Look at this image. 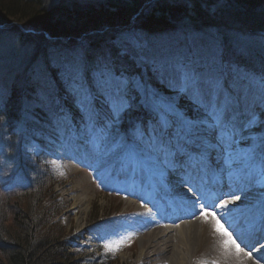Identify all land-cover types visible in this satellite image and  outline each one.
<instances>
[{
    "label": "rangeland",
    "instance_id": "374dc122",
    "mask_svg": "<svg viewBox=\"0 0 264 264\" xmlns=\"http://www.w3.org/2000/svg\"><path fill=\"white\" fill-rule=\"evenodd\" d=\"M76 1H78L76 2L78 6L66 5L65 0H0V65L8 64V61L11 60L9 64L12 65L9 66L12 69L14 78L18 77L21 81L24 80L22 83L15 81L16 90L19 93L28 91L30 95L36 96L38 98L36 109L40 111L45 106L44 99H39V94L34 93L36 88L33 86L44 83L43 88L49 90V78L55 75L66 80L63 81L66 96L68 89L73 86H77L79 91H87L86 101L79 103L83 107L82 109H78L73 104L74 109L78 111L75 116L81 118L75 122L76 136L73 138L72 134H70L71 136L67 135L66 139L69 141L66 140L63 144L71 143L70 141L73 139L76 142L83 141L79 135L86 128L88 135L95 137L97 140L92 149L96 157H93V154L83 153L82 147H78L79 150L71 148L70 153L73 155L66 154L64 149L62 150L60 142H58L59 144L52 143L49 140L51 134L44 132L49 129V126L46 127L45 116L42 119H33V116H35L33 112L30 119L27 110H25L23 121L16 124L14 120L15 122L11 126L12 128L16 126L15 131L17 134L14 132L11 135L3 136L4 128H1L2 140L13 141L17 144L16 137L21 135L23 146L30 154L24 168L34 169L33 174L36 176L37 181L40 182L42 178L52 176L53 172L54 179L49 181V187L53 189L51 199L54 198L60 203V213L54 221H60L59 225L66 231L64 239L71 237L73 245L68 248L67 252L71 254L70 259L74 264H90L93 260H96L95 263L109 260L110 264H169L168 262L174 257V248L172 247L181 248L178 239L173 240L171 243L161 239L152 240L149 244L145 243V249H142L139 240L133 242L136 238L133 234L134 230L122 228L119 231L118 227L112 229L107 226L102 232L101 227L94 226L96 223H93V221L98 212L107 213L110 210L113 213L112 216L117 217L122 212L133 210L135 207L125 201L129 198L128 193L133 190L132 185L127 184L126 180L123 179L122 181L124 193L120 192L113 198L101 193L91 182L97 181V174L100 170L107 168L105 171H109L107 166L101 165L106 156L110 164L112 163L111 168H114L120 158L125 159L129 154L132 156L135 153L133 147L140 145V147L146 149L145 146L138 144L136 141H123L121 136L124 133L119 131L120 128L127 131L131 122L135 120L134 116L138 118L139 123L143 121L144 118L141 117L140 110L134 113L131 121L126 122L129 119L125 115L131 113L135 107L139 109L135 101L137 98L140 100L141 96H144L147 99L146 101L157 104L160 107L158 112L160 111L164 116L163 118H165L166 112L162 105L168 103L174 110H177V105L186 108L185 102L180 99L181 96H193L192 92L195 91V88L200 89L199 85L205 83L203 81L219 84L217 89L223 91V93L227 92L225 94L230 97L228 103L227 101L223 103L225 114L227 115V107L232 109V115L233 110H237V107L238 109L242 107L250 108L249 110L252 112L248 111L246 113L247 117H257L256 119H258H252L256 123L250 127V130L264 129L263 79L253 72H245L246 68L238 66L243 65V62L256 64V62H252L255 59L258 61L257 64H262V70H264V33L254 34L247 31L246 33L234 29L242 25L239 22H242L244 17L249 21L250 18L264 20V1L256 0L254 7L244 9L245 12H249L247 16H245L246 13L243 10L238 13V16H231L233 8L230 4H227L228 7L226 8L224 5L223 10L218 8L220 4H226V0H220V2L213 4L212 8L206 7L205 9L202 8V3L197 0L201 4V8H199V12L195 10L194 13L208 12L209 16L211 15V21L210 19L205 21L203 17H194L189 14L188 3L185 0ZM231 1L237 6L236 0ZM174 2H180L183 5L172 6ZM244 2H242V5H244ZM92 3H96L90 5L94 8L92 11L97 15V18L94 19L97 21L95 23L94 20H88V15H84L79 11L88 8L86 6ZM36 4L38 6H34ZM123 4L131 13L130 16L124 18V21H130L129 25H117L115 22L121 20H106L99 12L103 10L112 16H117V12L110 7L115 5L118 8ZM176 4L174 3V5ZM12 6H14V9L11 10L10 7ZM97 6L99 7L97 8ZM161 7L164 9L161 10V13H164L161 17L165 21L163 28L165 31L167 30L166 32L153 33L146 30L141 32L132 28L133 23L137 21L140 23L139 26L146 24L148 21L145 19L157 15V11ZM174 9L176 10L174 11ZM235 10L237 11V9ZM214 15L219 20L213 25L220 26L218 28H212L214 26H211ZM228 27H233L232 31H229ZM224 28L229 32L224 33ZM213 51L217 53V60H221L222 56L228 59L229 70L227 65L218 64L217 61H213L212 67L198 65L200 61H208L207 58L213 60L209 55ZM124 56L127 58L126 64L123 62L118 63L120 60L116 59L124 60ZM35 64H39L36 69ZM133 64L139 69L135 68L138 70L136 74H131L132 72L128 69L134 67ZM231 65L233 66L230 67ZM141 67L144 68L145 72L138 76ZM244 67L247 66L244 65ZM92 69L98 71L94 76H92ZM221 69L228 71L223 75ZM114 71L119 73L117 74L119 76ZM205 74H210L211 78ZM3 75L2 81L8 84V76L4 73ZM202 75H205L204 78H201L203 80H198ZM91 79L95 81L93 84ZM9 88L11 89L10 86ZM7 90L5 88L4 93ZM91 90L93 92L90 93ZM132 90L135 91L132 92ZM117 94L121 95L120 100L113 101ZM125 99L127 100L126 105L124 104ZM239 99L243 101L242 105H239ZM141 100H143L142 97ZM191 100L195 102L194 99ZM231 103H233V107L230 106ZM108 106L110 110L107 108ZM219 106L217 105L216 108L218 109ZM33 107L34 104L30 111L33 110ZM16 112L19 114L21 110L16 109ZM91 112L97 113L98 117L91 120ZM184 113L186 114V111ZM55 114L61 119L59 113L55 112ZM217 114L223 115V112L218 111ZM174 116L175 114L171 117ZM202 117L211 121L212 124L213 117L211 115L204 114ZM6 120L9 121V117ZM71 120H73L72 117L70 122ZM224 120L222 123L226 124L228 120ZM39 121L43 123L40 124ZM27 122H29L32 133L22 134ZM122 122H126V125H121ZM47 123L49 125V122ZM38 125L45 128L44 131L36 129ZM155 126H158L159 129V125L155 124ZM68 127H70L69 122ZM11 138L14 140H11ZM31 138H33V142H31ZM143 139L145 142L148 140L147 137ZM150 139L153 141L150 142L151 145L154 146L157 141L153 140L152 137ZM174 139L175 143L183 146V141L179 136ZM87 141H91V138ZM43 142L46 143L42 144ZM105 142L106 146H104ZM253 142L258 143V141ZM3 144L4 146L8 145L6 142H3ZM101 148H103V151H101ZM258 152V154L264 155V138ZM100 153H105L106 156L99 158ZM1 154L9 157L14 153L5 149ZM71 157L75 158L76 169L68 165V160ZM79 158L83 162H79ZM34 159L44 161L46 166L51 169L46 167L42 170L41 165L38 166L36 162V164L32 163ZM126 161L129 163V160ZM45 163H42V165ZM92 165L95 172L84 174L90 173ZM3 166L4 163L0 161V170ZM110 175L112 173L107 174V178H104L105 182L109 183ZM114 179L116 178L114 177ZM118 181L115 184L117 188H119ZM15 182L20 184L17 178ZM13 188L16 189L17 184ZM257 188H254V192L258 190ZM245 193L247 191L243 194ZM42 194L45 195L43 199L48 196V193ZM86 194L90 196V200L85 197ZM38 196L28 195V198L22 204L24 206L32 205V203L38 201ZM33 208L32 219L37 221L42 218L41 216L47 207L41 205L39 209L37 205L35 207L33 205ZM142 208H144V205H142ZM200 216L202 214L198 213L193 221L198 220ZM11 223L12 218H9L6 224L10 226ZM212 228L214 229L213 226ZM212 228L204 224L207 236L213 238H210L208 242L209 249L203 248L193 256V258H196L193 264H202L197 260L205 258L209 252H212V255L209 256L211 258L210 264H253L249 258L244 256L243 252L237 255L231 247L225 248L223 238L215 230L214 234H210ZM152 230V233H156L161 229ZM101 232L103 250H97L96 247L100 246V243L95 238L100 236ZM30 238L31 241L33 240L31 243H34V245H38V247L41 245L36 236ZM89 244L92 246H89ZM105 245H109V247H105ZM94 252L96 254L91 258L90 255ZM51 253L44 256L45 261L42 264H57ZM108 253L111 256H107ZM49 255L52 256L51 261L48 260Z\"/></svg>",
    "mask_w": 264,
    "mask_h": 264
},
{
    "label": "bare ground",
    "instance_id": "6f19581e",
    "mask_svg": "<svg viewBox=\"0 0 264 264\" xmlns=\"http://www.w3.org/2000/svg\"><path fill=\"white\" fill-rule=\"evenodd\" d=\"M128 23H130V21L126 22L125 24H128ZM133 24L134 25L132 28L137 29L138 31L144 32V30L142 29V26L138 25L140 24L138 21ZM10 62L11 60L8 61V64L0 65V129L1 128L7 129L11 124L12 125L14 124L15 121L12 119L9 121L5 119L2 120V116L5 115L8 118V113L12 110H16V109L21 110V111L27 110L28 115L30 116V119L32 118L33 112L36 115V117L42 114L41 111L51 116L52 115L57 116L55 114V112H57L59 113L61 117L59 122H57L53 117L45 116V119L51 122L50 126H53L55 128H59L60 125H61V128L63 126H66L68 129H62L63 132H60V135L62 134L63 137H65L66 135H70V134L75 135L76 134L75 133L76 132L75 122L79 121L81 118L75 116V113L78 111L74 109L73 104L76 105L78 109H82L83 107L79 104L81 103L79 100H75L71 97H67L66 95L64 96V98H61V96L65 92V85L63 84V81L65 82L66 80H63L59 76L55 75L54 77L49 78V82H50L49 90H46L45 88H43L44 83L35 84L33 86L34 88H36L34 93H38L39 99L43 98L44 99L43 103L46 104L45 106H43V108L40 111L36 109L37 107L36 103H38V98L36 96L30 95L28 91L19 93L16 90V85H14L15 81L22 83V81L24 80L21 81L18 77L14 78V74L12 73V69L10 68V66L12 65V64H9ZM123 63L126 64V61H124ZM38 66L39 64L37 65L35 64V69L38 68ZM92 71L94 73L96 70L92 69ZM3 73L8 76V79H7L8 84L5 81H2V78H4ZM200 79L201 77L198 80ZM207 81H209V79H207ZM203 82L205 83H201L199 85V88L201 89V91L204 88H209V89H205L206 91L205 94H207L211 99H214L215 102L217 103L212 108V111L215 116V121H217L218 111L223 112L222 116H225L226 118H231L232 116L237 117L233 121L235 126L231 125L232 126L231 132L228 136H223L222 133H226L229 131L228 128H230L229 127V123L231 122L230 119H228L227 121V125H228L227 127L223 126V124L215 123L213 124V126L215 125V127L212 128L211 130L210 129L208 130L207 122H203L202 120L198 121L196 120V118L195 120L198 123L196 124L195 127L183 121L184 118H183L181 111H186V114L190 116L194 115V113H196L198 110L204 114V112L208 110L209 103L212 105V103L210 102V99H208L206 95H202V93L199 94V95H202L200 97H195L191 95L190 97L188 96L180 97V99H182L185 102L187 109L184 108V106L182 105H179L178 106L179 108L176 107L177 114L175 115V118H177V120L180 122L183 121L182 123L183 132L182 133H183V137L186 138L185 142L183 141V146H181V144H177L174 142L175 140L174 138L178 136L175 130L173 128L166 129V126H164V125H167L166 121H168L169 117L173 116V114L176 113V111L172 109V107L167 103L165 105H162L166 108L165 114L167 115L166 121L165 120L162 121L160 117V113L158 112L160 107L157 104H155L152 101L147 104H144L145 102H141L137 98L135 102L137 103L136 106H138L139 109H136L137 107H135L133 108L131 113H126L125 115L129 119L126 122L131 121L132 120L131 118L132 116H134V113H137L139 110L142 113L141 117L144 118L143 121L139 123L138 118L134 116L135 120L131 122L127 131L122 128L119 129L120 133H124L121 136L123 141H128V142L136 141L138 144L140 143V144H143V146H147V143H145V140L142 138L145 135H150L153 138V140L157 141L156 145L147 147L148 148L147 151L143 150L142 146L140 147V145H137L138 147H133V151L136 154L134 153L132 156L129 154V156L127 157L128 160H131L133 163L135 162V165H133L132 168H130V166L125 167V165L122 164V165H118V167L115 169L116 171H118L116 173L119 178H123L124 180H126L127 184L132 185V188L134 189V193L133 194L129 193V195L136 199L135 203H140L141 205L148 204L152 210L158 212V218L160 219L161 223L165 222L166 220V211L165 213H163L164 208L162 209L161 206L166 207L169 198L174 201L175 203L174 205L179 206V207L182 206L183 204H188V203L190 204L188 200L184 201V199H186L189 196V192H185V191L178 192L183 186L182 183L179 184L180 182H182L181 180L179 181L177 179H171V180L168 179L167 181L169 182L166 183V176H167L166 172L168 170V169L166 170V165L167 164L170 165V161L166 160V158H168L167 154H169L170 157H172L173 154H175V158H177L180 154L182 156L186 155L188 152L187 149L190 148L186 145L190 144L191 146L193 144L195 146V150L199 152V156L205 157L206 163L210 162L209 160H211V162L213 163L215 162L217 165L213 167V170H216L219 174L223 175L226 173V172L224 173V169L229 168L230 166L234 164L233 162L240 159L241 156L242 157L245 156L246 154H248L247 152H250L251 150L255 151L256 148L259 145H261L260 143H258L256 144L255 147H252V145L250 144L255 143L253 142L254 141L253 139H259V140L261 139L260 142L263 143L264 132L261 129H258L256 131L255 130L247 131L249 127L254 126V124L256 123L254 120H252L251 117L250 118L247 117L246 113H248V110L247 109L233 110V115H232L231 114L232 109L227 107V115H226L225 110H223V103L226 101L228 103V101L230 100V97H228L225 93L220 92V91L219 93L214 92V91H217V86L219 84L210 83L206 81H203ZM8 85L11 87L12 90L9 88ZM5 88H7L8 90L5 91L4 93ZM72 88L74 89V91L79 92V89L77 86H73ZM134 91L135 90H132V92ZM191 99H195L196 101L193 102ZM212 102L214 103V101ZM192 103H197L198 105H201V107L197 109L195 106H192ZM242 103L243 101H239V105H242ZM33 104H34V107L32 108L33 110L30 111V108L33 106ZM232 104L233 103H231L230 106H232ZM217 105H220L218 109L216 108ZM107 108L110 110L109 106ZM49 109H52V111L48 112ZM91 115H92L91 120L92 119L94 120L98 117L97 113H94V112H91ZM71 117L73 118V120H71L70 122ZM243 119H244V122H243ZM191 120H193V118H190L189 120H186V121H191ZM250 120L252 121L250 122ZM236 121H239V122L242 121V124L235 123ZM68 122L70 123V127L67 126ZM126 122L125 123L122 122L121 125H126ZM160 122L163 126V130L160 131L161 134H159L158 131H156V127L154 124L156 123L157 125H160ZM236 124H238V126H236ZM29 131L32 133V131L30 130V127H29ZM66 131H68L69 134L66 133ZM210 133L215 137H217V134L221 133L219 135L222 140L221 147H228V145H231L232 142L239 141L238 143L241 144V146L235 149V151H233V153H235V155L232 156L234 158L233 162L224 159L226 157L225 150L222 153V155L221 154L218 155L216 154V152L207 151L208 146L204 143H205L206 138H208V135H210ZM228 140H230L231 142L230 143L228 142L229 144L225 146ZM159 141L165 144L166 142H168V144L166 146H162L161 144H159ZM31 142H33V138H31ZM214 145L216 146L219 144L212 142L211 146H214ZM242 146H246V148H243ZM164 149L166 151H163ZM232 149L233 148H231L230 151H232ZM148 150L154 151L152 152L153 154L150 155ZM250 155H251L252 161L248 163H255L256 165L260 164L261 168H264V155H260V154L259 155L250 154ZM28 156H30V154H28ZM189 156L192 159L193 157L192 153H189ZM244 161H246V159ZM189 162L192 163V160H190ZM127 168L130 169L129 172H132L133 169L135 171L132 174H128L124 172ZM99 173L101 175L99 184L102 186L103 189H109V185L111 188L115 186L116 181L114 178L109 177V185L104 180L107 174H109V171H104L102 169L101 171H99ZM177 173L181 174V172H177ZM206 174L209 175L208 171H206ZM236 177L237 175L233 173V170H231V172L229 173V179L232 180ZM123 179L121 181H123ZM253 185L254 183H251L249 188ZM258 185H260V187L257 192L255 191L254 193H252L253 191H250L245 196L243 197L240 196V199L238 200L232 198L234 197L232 193H235V195L238 196L242 192H244L245 189H243L241 192H238L239 189L235 187L236 189H232L231 195L228 197L229 198L228 201L230 202L228 203L227 207L222 208L217 203L214 204V206L210 204L209 207H212L213 209L216 208L214 210L215 214L220 211L219 212L220 214L217 216V218L220 221L223 218L228 219L227 221L233 222L232 227H235L236 225H239L240 223L242 224L249 217L247 213H244L245 207L242 208V205L244 204V202H246L245 200L247 198H251L250 199L251 202L256 201V200H260V201L263 200L262 203L259 202L254 208H250L247 211L248 213L252 214V217H256V219L251 228L244 227L245 230L242 228L244 230L243 234L246 235L245 238L242 239L241 241L239 240V238H236V240H239V243L245 249V251L248 250L247 252L248 255H245L246 252H244L245 257L249 258L250 260L255 259L261 262V259L264 256V241H261V244L259 243L257 244L261 253L259 252L260 255L256 253L257 254L256 257L251 256L249 252H252L250 251L252 247L251 248L248 247L250 244H255L256 240L259 241L264 238L261 236L262 233H264V180L259 181ZM225 186L226 188H229V185L228 186L225 185ZM231 186L234 187V183H232ZM213 188L214 187L209 189L210 193H215L217 194L216 196L223 197L224 194L222 195L223 191H221V189H218L220 191L219 193V192H214L217 190L214 189L213 191ZM200 194L203 196V199H204L205 198L204 194L199 193V195ZM167 195L169 198L167 197ZM85 197L88 200H90V196H88L87 194ZM193 204L194 203L192 202L191 206H194ZM206 204H207V201L204 202V205ZM253 204H248V205L252 206ZM129 205H132V204H129ZM132 206L135 207L136 209H139V207H136L135 204ZM250 206H247V207H250ZM191 209L194 211H198L195 207H191ZM175 210L176 211H173L175 212L174 219H171L170 217L167 218V221L164 223L162 230L156 233H147L143 235L141 239L139 240V243L141 244L142 249H145V243L149 244V242H151L152 240L161 239L163 241L171 243L173 242V240L178 239L179 243H181L180 244L181 248L178 249L175 246L172 247L174 248V257L168 263L169 264H191L193 256L199 253L200 250H203V248L206 250L209 249L208 242L210 238L212 237L207 236V232L204 229V225L203 224L201 225L199 221L187 222L175 228L174 225L180 221L178 207H176ZM259 212H262V213H259ZM193 216L194 215L190 209L183 214V217H185L188 220H191ZM152 217L155 218V215H153ZM149 221L156 224V220L154 219H150ZM210 221L212 222V218ZM211 254L212 252L207 253V255H211Z\"/></svg>",
    "mask_w": 264,
    "mask_h": 264
},
{
    "label": "trees",
    "instance_id": "16d2710c",
    "mask_svg": "<svg viewBox=\"0 0 264 264\" xmlns=\"http://www.w3.org/2000/svg\"><path fill=\"white\" fill-rule=\"evenodd\" d=\"M188 3V13L192 14L194 17H203L205 21H211V15L209 16L208 12L201 11L200 14L194 13L199 12L200 3H202V8H212L213 4H216L217 2H220V0H185ZM237 6L231 1L226 0V4H220L218 8L220 10H223L222 7L225 8L228 7L227 4H230L232 9L231 16H238L240 11H244L246 8L254 7L257 1L256 0H243L247 1L244 2V5H242V0H236ZM264 1V0H262ZM261 1V2H262ZM76 0H65V4L69 6L77 5ZM203 2L207 3L206 5ZM174 3H177L174 5ZM172 3V6L177 5H183L180 4V2H174ZM198 3V5H197ZM40 4V3H39ZM45 5V3H43ZM96 3H92L87 5L86 9H80L79 11L83 13L84 15H88V20L93 21L95 18H97V15L92 11L94 9L90 5H95ZM185 5V4H184ZM233 5V6H232ZM33 6V5H32ZM34 6H38L37 4ZM42 6V4H40ZM78 6V5H77ZM262 8V4L260 5ZM99 6H97L98 8ZM101 7V6H100ZM115 7V8H113ZM112 8L117 12V16H112L106 11H99L101 16L106 18V20L114 21V19H119L121 21H116L117 25H123L127 21H124V18L130 16V11L126 6L121 5L120 7L116 8L114 5ZM102 8V7H101ZM237 9V11L235 9ZM10 9H14V6L10 7ZM161 10H164L162 7L157 11V15H154L152 17L146 18L148 22L146 24H141L142 29L146 30L148 32L153 33H159V32H166L162 27L164 26L165 21L163 20L164 13H161ZM176 9H174L175 11ZM219 10V9H218ZM219 10V11H220ZM227 10V9H226ZM78 11V12H79ZM173 12V11H172ZM245 12V11H244ZM22 13V12H21ZM160 13V14H159ZM247 16L249 12H245ZM244 14V13H242ZM205 16V17H204ZM230 16V15H229ZM10 17V16H9ZM255 17V16H254ZM207 19V20H206ZM219 19L216 18L214 15V18L212 20V25L216 24ZM97 22L94 20V23ZM114 23V22H113ZM113 23H110L111 25ZM203 23V22H202ZM239 24H242L241 26L234 28L235 30H242L247 32H252L254 34L257 33H264V20L262 19H252L250 18V21L244 17L242 22H239ZM162 26V27H161ZM220 26H214L212 28H218ZM233 27H228L227 29L229 31H232ZM224 28V33L229 32ZM246 32V33H247ZM118 59V58H117ZM119 60V59H118ZM256 64L258 63L257 60L253 59ZM121 62V60H120ZM258 66L262 69V64H258ZM17 112L16 110H12L8 113V117L17 119ZM11 116V117H10ZM2 119H7L5 115L2 116ZM6 130V129H5ZM4 130L3 136L6 134V131ZM1 132V129H0ZM14 140V139H12ZM2 135L0 134V142H2ZM5 142V141H4ZM3 143V142H2ZM8 144V142H6ZM11 147V146H10ZM9 150L10 152H14L9 149V144L4 146V144L0 147V161L4 163V166L2 170H0V264H42L45 261L44 256L51 253L53 258L55 259V263L57 264H74V262L70 259L71 254L67 252V245L63 241V237L65 235V230L61 225H59L60 221L54 219L59 215V208L60 203L56 201L54 198L51 199L53 189L52 187H49V181L50 177L46 176L41 179V181L36 182L35 177L32 175L33 170L30 174L24 172H20L19 179L24 184V187L21 189H17L15 193H11V191L7 190L5 184H11L12 180L14 178V174L18 172V170L21 169V164L18 160V158L12 156H4L1 154L3 150ZM38 191V193H36ZM42 193L47 194L48 196L43 199L45 195ZM28 195H39L37 197L38 201L35 203L28 204L24 206L22 204L23 201L28 198ZM24 203V202H23ZM26 204V202H25ZM37 205L40 209V206L46 205V210L42 214V218L38 219L37 221L32 219V210ZM16 219H13V218ZM9 218H12V223L10 226L6 224V222L9 220ZM13 224V225H12ZM35 233V234H34ZM36 236V239H39L41 242V245L38 247V245H34V243H31V238H34ZM34 247V248H31ZM49 255L48 260H52V256ZM56 257V258H55Z\"/></svg>",
    "mask_w": 264,
    "mask_h": 264
},
{
    "label": "snow or ice",
    "instance_id": "6c2138e0",
    "mask_svg": "<svg viewBox=\"0 0 264 264\" xmlns=\"http://www.w3.org/2000/svg\"><path fill=\"white\" fill-rule=\"evenodd\" d=\"M209 55L215 62L217 61V53L216 52H214V51L210 52ZM126 103H127V100L125 99L124 104L126 105ZM183 121L187 122L188 124H190L193 127H195L196 124L198 123L195 119H193L191 121H186L183 119ZM232 195L234 196L235 199H237V200L239 199V196L235 195V193H232ZM229 202L230 201L225 200L223 203L220 204V207H222V208L227 207ZM232 202H234V201H232ZM202 215L205 219L209 216L212 217L214 230L223 238V244H224L225 248L231 247L232 249L235 250L237 255H239L243 251V249L236 242V240L233 239L231 233H229L227 231V229H225L223 227V225L220 223V220L215 216L214 213L202 210ZM105 247H109V245H105ZM245 255H248V254L245 253Z\"/></svg>",
    "mask_w": 264,
    "mask_h": 264
}]
</instances>
